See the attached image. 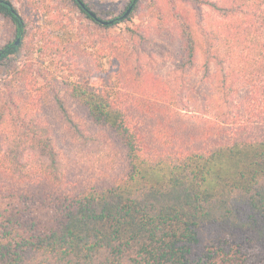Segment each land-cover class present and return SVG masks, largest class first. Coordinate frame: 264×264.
<instances>
[{
  "label": "trees",
  "instance_id": "trees-1",
  "mask_svg": "<svg viewBox=\"0 0 264 264\" xmlns=\"http://www.w3.org/2000/svg\"><path fill=\"white\" fill-rule=\"evenodd\" d=\"M18 1L0 0V264H264V0H164L173 72L135 52L140 28L110 34L126 13Z\"/></svg>",
  "mask_w": 264,
  "mask_h": 264
},
{
  "label": "rangeland",
  "instance_id": "rangeland-1",
  "mask_svg": "<svg viewBox=\"0 0 264 264\" xmlns=\"http://www.w3.org/2000/svg\"><path fill=\"white\" fill-rule=\"evenodd\" d=\"M12 1L16 5H20L18 0ZM84 1L90 6L92 11L97 12L104 20H107L124 15L129 9L132 0ZM52 2L60 4L64 11L73 17L76 22L85 19L72 0H52ZM182 7L194 20L195 12L192 7L187 3H182ZM206 12L209 17L213 16L212 11L207 7ZM173 15L171 4L164 0L158 2L140 0L139 7L133 13L124 15L122 21L108 31L117 39V42H120L131 38V31L140 28L142 37L138 35L132 37L133 42L137 45V47H134L135 52L141 50L145 53L144 51L146 50L152 53V60L155 64L161 65L167 72H173L176 69V62L180 59L179 50L173 38ZM15 38L14 27L6 18L0 15V48ZM131 45H133L132 42ZM141 51L139 54L142 58H145ZM201 76L202 72L199 68L192 69L184 76V83L197 96H207L208 101L213 106L222 105V108H225L222 100L213 93L212 89L208 87V83L203 81ZM175 82H178V80Z\"/></svg>",
  "mask_w": 264,
  "mask_h": 264
},
{
  "label": "water",
  "instance_id": "water-1",
  "mask_svg": "<svg viewBox=\"0 0 264 264\" xmlns=\"http://www.w3.org/2000/svg\"><path fill=\"white\" fill-rule=\"evenodd\" d=\"M134 1H136V0H134ZM132 7H133V5H131L130 7H129V9L127 10V12H126V14H128L131 10H132ZM125 14V15H126ZM20 43V38H18L17 40H16V44H19ZM1 55V54H0Z\"/></svg>",
  "mask_w": 264,
  "mask_h": 264
}]
</instances>
